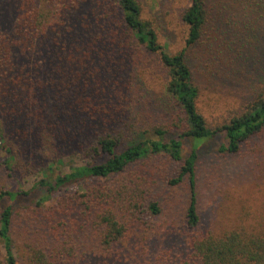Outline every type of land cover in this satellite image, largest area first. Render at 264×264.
<instances>
[{
    "label": "trees",
    "instance_id": "1",
    "mask_svg": "<svg viewBox=\"0 0 264 264\" xmlns=\"http://www.w3.org/2000/svg\"><path fill=\"white\" fill-rule=\"evenodd\" d=\"M14 4L17 19L11 33L0 31L4 163L11 170L7 125L21 126L28 142L34 137L36 147L61 156L40 167L43 175L29 190L0 189V264H264V214L254 231L202 228L197 201L201 156L211 154L213 161L233 157L246 169L264 167V89L221 122L208 121L198 105L199 87L188 61L209 27L204 0H189L182 8L185 29L175 51L159 42L155 23L142 16L138 0ZM0 19L5 25L7 18ZM222 26L211 29L219 33ZM53 45L73 50L64 59ZM41 49L47 58L33 61ZM142 53L156 55L166 70L164 92L175 109L168 122L153 121V114L140 111L144 100L135 76L143 78L144 68L128 69L132 61L135 65L134 54ZM68 153H82L90 161L69 162L67 170L46 179L54 162L64 163ZM159 156L174 165L172 174L161 175L155 163ZM93 178L104 183L44 207L58 190ZM185 182L188 199L177 223L141 219L143 209L160 219L164 205L156 192ZM36 188L44 194L21 204L19 199ZM157 237L168 248L155 254Z\"/></svg>",
    "mask_w": 264,
    "mask_h": 264
},
{
    "label": "rangeland",
    "instance_id": "2",
    "mask_svg": "<svg viewBox=\"0 0 264 264\" xmlns=\"http://www.w3.org/2000/svg\"><path fill=\"white\" fill-rule=\"evenodd\" d=\"M138 1L142 16L154 21L159 42L165 44L169 51L177 50L181 46L185 29L180 20V12L189 4V0ZM204 3L209 15V27L204 32L199 46L190 52L188 62L194 81L199 87L198 105L208 121L216 123L244 110L246 104L264 89V0H204ZM88 14L92 20L93 14ZM16 15L14 0H0V17L7 18L5 25L0 19V31L3 34L11 33ZM220 22L223 26L219 28V33L212 31L211 25H216L217 28ZM228 39H233L232 43H229ZM52 48L64 59L71 55L73 50L68 46L53 45ZM47 55L45 50L41 49L32 58L33 61H42ZM134 61L135 65L132 61L129 71H132L133 66L144 68L143 78L141 75L135 76L140 97L144 100L140 111L147 116L153 114V121L168 122L175 116V109L169 105L164 92L166 70L154 54H134ZM26 62L31 63L32 60L26 58ZM20 130L21 126L16 129L9 128L8 125L4 127L5 145L11 150L14 160L11 170L7 169L4 163L5 148L0 146V189L29 190L43 175L40 167L48 166L51 161L61 156L56 152L52 154L49 148L43 150L36 147L34 137L32 142H28ZM211 156L206 153L201 156L197 170V201L204 218L202 228L228 232L242 226L245 230L254 231L262 222L260 215L264 214V167L258 165L246 169L234 161L236 158L227 157L226 161H213ZM62 157L64 163L54 162V165H57L53 174H48L46 179L51 180L54 174L67 170L69 162L80 164L90 161V157L82 153H68ZM166 159V156H159L158 162L154 161L160 166L161 175L168 172L172 174L174 170V165L169 162V167ZM103 183L101 178L75 183L52 194L44 207H50L57 200L75 192H83L89 186ZM43 192L41 188H36L30 196H22L19 201L28 205L43 195ZM156 193L157 198L163 202L164 215L157 219L143 209L140 213L141 219L147 223L153 220L177 223L188 199L187 183L160 188ZM210 215L214 220L209 221ZM179 224L175 229L180 236L183 228ZM155 241V254L168 248L165 240L157 237ZM1 254L0 246V262ZM151 260L154 261V257Z\"/></svg>",
    "mask_w": 264,
    "mask_h": 264
}]
</instances>
